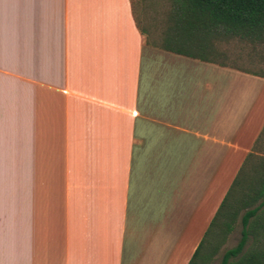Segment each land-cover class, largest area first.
Returning <instances> with one entry per match:
<instances>
[{"label": "crops", "instance_id": "obj_1", "mask_svg": "<svg viewBox=\"0 0 264 264\" xmlns=\"http://www.w3.org/2000/svg\"><path fill=\"white\" fill-rule=\"evenodd\" d=\"M137 24L132 0H0V264L189 263L264 78Z\"/></svg>", "mask_w": 264, "mask_h": 264}, {"label": "trees", "instance_id": "obj_2", "mask_svg": "<svg viewBox=\"0 0 264 264\" xmlns=\"http://www.w3.org/2000/svg\"><path fill=\"white\" fill-rule=\"evenodd\" d=\"M170 1L169 27L161 46H156L162 50L216 63L209 56L221 53L213 41L235 38L264 44V0ZM137 26L142 35L149 36L148 26L139 23ZM236 70L264 78V74ZM263 136L264 128L188 264H210L238 220L240 239L235 247L223 253L219 264H264V155L257 152Z\"/></svg>", "mask_w": 264, "mask_h": 264}, {"label": "rangeland", "instance_id": "obj_3", "mask_svg": "<svg viewBox=\"0 0 264 264\" xmlns=\"http://www.w3.org/2000/svg\"><path fill=\"white\" fill-rule=\"evenodd\" d=\"M137 22L141 26H148L150 34L145 42L153 46H161L162 38L168 24V13L171 10L170 0H132ZM214 45L221 53L209 56L210 60L218 64H224L232 68L264 74V44H250L235 38H222L213 41ZM157 47V48H158ZM258 151L264 155V136ZM241 225L238 220L229 234L226 243L221 247L218 254L210 264H219L223 253L227 249L236 246L240 239Z\"/></svg>", "mask_w": 264, "mask_h": 264}]
</instances>
